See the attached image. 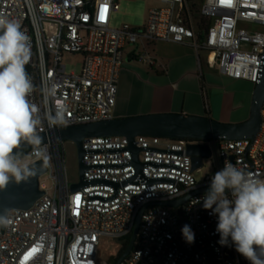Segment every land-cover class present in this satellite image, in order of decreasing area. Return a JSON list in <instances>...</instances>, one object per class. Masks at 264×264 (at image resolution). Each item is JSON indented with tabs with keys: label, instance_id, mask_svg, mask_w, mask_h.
Masks as SVG:
<instances>
[{
	"label": "built area",
	"instance_id": "obj_1",
	"mask_svg": "<svg viewBox=\"0 0 264 264\" xmlns=\"http://www.w3.org/2000/svg\"><path fill=\"white\" fill-rule=\"evenodd\" d=\"M155 1L159 6L150 9L145 25L117 27L113 19L121 0H0V14L18 20L30 37L27 67L40 117L59 106L67 108L64 124L50 128L45 120L40 134L114 119L125 48H139L140 39L190 45L199 58L206 52L220 74L260 81L264 0H206L202 12L213 20L207 34L198 31L188 0ZM68 53L82 56L80 73L68 72ZM53 87L55 96L47 97ZM262 116L255 140L138 135L134 143L141 149L142 168L135 163L129 137L85 139V178L95 183L76 192L69 182L62 141L44 144L49 171L41 177V188L46 194L30 209L12 210L5 223L0 219V264H98L99 248L114 242L120 251L143 209L135 246L122 264H250L230 238L226 246L218 243V216L204 209L202 197L209 190H200L210 187L226 160L264 179V104ZM190 144L212 151L197 169L188 153ZM31 153L29 164L43 159ZM208 165L212 169L205 172ZM49 177L55 181L53 192L44 181ZM226 194L231 195L228 190ZM188 195L180 205L163 204ZM185 225L194 233L192 243L183 236Z\"/></svg>",
	"mask_w": 264,
	"mask_h": 264
},
{
	"label": "clouds",
	"instance_id": "obj_2",
	"mask_svg": "<svg viewBox=\"0 0 264 264\" xmlns=\"http://www.w3.org/2000/svg\"><path fill=\"white\" fill-rule=\"evenodd\" d=\"M30 59L31 41L21 23L0 14V189L10 180L20 183L34 175L23 145L36 158L48 159L40 135L44 121L50 128L65 123L66 106L40 117L32 99L36 87L27 72ZM46 96H55V88L48 89ZM202 201L205 210L218 216V243L226 246L230 238L250 264H264V179L226 160ZM182 233L188 243L194 241L190 226L185 225Z\"/></svg>",
	"mask_w": 264,
	"mask_h": 264
},
{
	"label": "water",
	"instance_id": "obj_3",
	"mask_svg": "<svg viewBox=\"0 0 264 264\" xmlns=\"http://www.w3.org/2000/svg\"><path fill=\"white\" fill-rule=\"evenodd\" d=\"M264 104V68L262 77L256 83L251 114L248 120L239 123L222 122L211 118L210 116L186 115L184 113H151L135 115L130 117L114 118L95 123L67 126L57 129L53 134L41 133L43 145L50 141H72L79 151L81 181L72 184L73 192L95 183V181L85 178L87 169L84 163L86 151L83 148L85 139L98 136H127L131 139V148L135 153V163L139 168L143 167L138 159L141 149L134 143V138L138 135H151L161 137H172L175 139H252L255 140L260 132L263 116L262 108ZM22 150H32L29 146L23 145ZM188 153L193 156L194 169L202 166L203 158L212 156L211 149L206 145L190 144ZM34 175L25 181L17 183L14 179L0 189V218L7 220L9 213L15 209H30L36 202L42 198L46 191L41 188V177L49 171V165L46 160L38 159L30 164ZM210 188V187H209ZM201 189V192L209 190ZM199 192V191H198ZM191 195L163 204L180 205L184 203ZM143 209L137 219V223L131 237V243L119 259L117 264H122L123 260L131 253L135 246L141 220L144 213Z\"/></svg>",
	"mask_w": 264,
	"mask_h": 264
},
{
	"label": "rangeland",
	"instance_id": "obj_4",
	"mask_svg": "<svg viewBox=\"0 0 264 264\" xmlns=\"http://www.w3.org/2000/svg\"><path fill=\"white\" fill-rule=\"evenodd\" d=\"M155 6H159L155 0H121V10L115 15L113 24L117 27H124L125 25L143 26L148 20L150 9ZM240 26L254 29V26L245 23ZM138 44L140 45L139 48L138 45L133 44H127L125 48L126 62L133 65V69L132 73L122 80L119 104H123L127 112H130L129 109L135 106L138 107L139 104L143 106L148 102L151 103L150 87L146 82L149 75H157V70L161 69L160 63L158 64L156 61L154 43L150 44L140 39ZM134 50L137 51V58L129 61L128 55ZM205 54L206 52L201 54L203 63V71L201 72L206 86L205 91L202 90L205 106H208L206 110L212 112L213 119L222 122L239 123L248 120L256 84L248 80L233 79L220 74L218 69L211 67ZM148 59H154L156 64L150 65ZM82 63L81 55L65 54L64 64H66L68 72L80 73ZM158 79H163V77H158ZM205 93L208 101H206ZM62 143V148L66 153L68 178L70 185H72L81 181L79 151L77 145L72 141H63ZM211 169V166L208 165L205 172ZM44 181L49 192H53L55 190L54 179L49 177ZM118 252V243L109 242L101 246L98 253V264L111 263Z\"/></svg>",
	"mask_w": 264,
	"mask_h": 264
},
{
	"label": "crops",
	"instance_id": "obj_5",
	"mask_svg": "<svg viewBox=\"0 0 264 264\" xmlns=\"http://www.w3.org/2000/svg\"><path fill=\"white\" fill-rule=\"evenodd\" d=\"M154 51L161 69L157 70V75H149L146 82L150 87L151 103L148 102L143 106L139 104L138 107L129 109L130 112L125 110L123 104H119L122 80L131 74L133 69V65L125 62L119 82L117 104L114 110L115 118L151 113L206 116L208 106H205L202 92V90L205 91V80L201 72L203 63L195 49L186 44L158 42L154 43ZM136 52L134 50L128 55L129 61L137 58ZM161 76L163 79H158ZM206 101H208L207 97Z\"/></svg>",
	"mask_w": 264,
	"mask_h": 264
},
{
	"label": "trees",
	"instance_id": "obj_6",
	"mask_svg": "<svg viewBox=\"0 0 264 264\" xmlns=\"http://www.w3.org/2000/svg\"><path fill=\"white\" fill-rule=\"evenodd\" d=\"M206 0H188L192 15L194 17L197 29L199 32L207 34L213 20L209 16H205L202 12V7ZM27 72L29 73V68L27 67ZM24 153L30 154L31 150H23ZM131 237L127 240V242L123 245V247L118 252L117 256L111 261L110 264H117L119 259L123 256V254L128 249L131 243Z\"/></svg>",
	"mask_w": 264,
	"mask_h": 264
}]
</instances>
